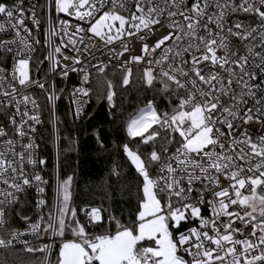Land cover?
Returning <instances> with one entry per match:
<instances>
[{"label": "snow or ice", "instance_id": "1", "mask_svg": "<svg viewBox=\"0 0 264 264\" xmlns=\"http://www.w3.org/2000/svg\"><path fill=\"white\" fill-rule=\"evenodd\" d=\"M94 94L125 133L106 207L76 205L59 128ZM0 264H264V0H0Z\"/></svg>", "mask_w": 264, "mask_h": 264}, {"label": "trees", "instance_id": "2", "mask_svg": "<svg viewBox=\"0 0 264 264\" xmlns=\"http://www.w3.org/2000/svg\"><path fill=\"white\" fill-rule=\"evenodd\" d=\"M8 2L10 3L11 0H8ZM105 75L109 79H112L114 83H118L121 74L120 72L113 73V71L107 70ZM139 75V71L136 68H133V83L135 84V87L132 88L131 92L127 93V100L124 103V108L127 109V112L124 114L125 116L133 113L136 108L143 107L144 94L141 92L140 95L137 96V91L139 90L140 85L136 78ZM98 79L101 80V85L103 86L102 78ZM164 106L165 105L162 103L161 108ZM107 112L108 109L106 102H97L94 94L84 118L73 124L67 115V101L62 100L59 103L58 114L60 115L61 120L64 121V123L59 125L61 137L63 138L64 135H69L71 138L77 140V144L74 146L76 151L68 152L67 156L71 158L74 167H77V161H79L77 169L78 178L74 185V199L78 206L89 203V206L103 205L106 207L107 202L101 199L103 192L96 190L94 178L102 176L106 170L111 167L112 163L122 165L126 160L119 147L124 142L123 137L125 133H116L113 131V129L118 127L122 121H118L116 125L111 124ZM44 120L45 125L41 134L40 142L43 154H46L49 161H51L53 155V146L50 141L51 126L47 123L46 114L44 115ZM95 128L102 129L106 146L109 148L108 153H101L98 151L95 137L92 135ZM114 144L115 147L113 146ZM64 146L67 147L66 142H64ZM132 146H136L134 142ZM141 150H143V146H141ZM49 165H51V163H49ZM124 170L128 175L132 174V170L127 168L126 165ZM86 192L88 195L85 194ZM21 227H23V225H21Z\"/></svg>", "mask_w": 264, "mask_h": 264}, {"label": "built area", "instance_id": "3", "mask_svg": "<svg viewBox=\"0 0 264 264\" xmlns=\"http://www.w3.org/2000/svg\"><path fill=\"white\" fill-rule=\"evenodd\" d=\"M67 19H71V18H67ZM40 38H41V41L43 42V32H42V31H41V33H40ZM105 59H107V57H105ZM115 63H117V62H116V61H113V64H115ZM133 68H136V67L133 65ZM108 70L113 71L112 67H109ZM116 72H119V71L117 70ZM76 83H78L77 76H76V74H72L71 77H70V80H69V82H68V84H67V86H68V88H70L73 84H76ZM57 84H58V86H63V82H61V81H59V80L57 81ZM38 99H39V101H40L41 103L44 102L42 96L38 97ZM88 108H89V106H88L87 109H86L85 115H86V113H87ZM85 115H84V116H85ZM83 118H84V117H83ZM83 118H82V119H83ZM42 119H44V116H42ZM44 125H45V123H44L43 125H41V126H38V133H37V143H39V145H40L39 152H40L41 154H43V150H42V146H41L40 139H41L42 131H43V129H44ZM49 167H51V165H49ZM49 198H51V192H49ZM45 239H47V238L45 237ZM33 242L35 243L36 241H33Z\"/></svg>", "mask_w": 264, "mask_h": 264}]
</instances>
